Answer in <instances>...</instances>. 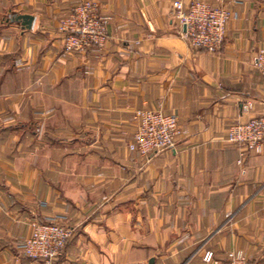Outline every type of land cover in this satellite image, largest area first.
Returning a JSON list of instances; mask_svg holds the SVG:
<instances>
[{"label":"crops","instance_id":"0c3cea01","mask_svg":"<svg viewBox=\"0 0 264 264\" xmlns=\"http://www.w3.org/2000/svg\"><path fill=\"white\" fill-rule=\"evenodd\" d=\"M79 1L0 0V264H45L21 245L50 217L72 229L55 264H264V148L239 163L226 138L264 115V0H203L233 14L217 52L178 35L175 0H95L106 47L64 57ZM137 109L178 117L174 148H129Z\"/></svg>","mask_w":264,"mask_h":264},{"label":"built area","instance_id":"2783aa9c","mask_svg":"<svg viewBox=\"0 0 264 264\" xmlns=\"http://www.w3.org/2000/svg\"><path fill=\"white\" fill-rule=\"evenodd\" d=\"M172 9L178 35L190 46L208 52H217L222 48L227 24L233 16L227 7L203 0H193L187 4L183 0H175ZM111 20L112 16L102 13L95 0L76 3L59 25L63 36L62 55L86 52L93 47L104 49ZM254 65L264 82V48L258 50ZM133 121L135 132L129 148L144 157L149 158L174 148L181 133L178 117L161 109H137ZM226 138L240 147L239 163L250 153H261L264 148V115L232 123L227 128ZM59 219L50 217L31 222V235L21 245L27 257L42 260L45 264L59 261L72 237V229ZM203 260L209 264H250L242 251L230 252L225 261H219L209 250L204 253Z\"/></svg>","mask_w":264,"mask_h":264},{"label":"water","instance_id":"95a60500","mask_svg":"<svg viewBox=\"0 0 264 264\" xmlns=\"http://www.w3.org/2000/svg\"><path fill=\"white\" fill-rule=\"evenodd\" d=\"M23 20H24V23L30 27L31 26V23L33 21V17L31 15H22L21 17Z\"/></svg>","mask_w":264,"mask_h":264}]
</instances>
